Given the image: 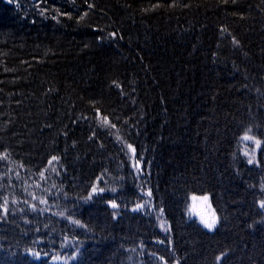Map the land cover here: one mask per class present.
Returning a JSON list of instances; mask_svg holds the SVG:
<instances>
[{
    "label": "trees",
    "instance_id": "16d2710c",
    "mask_svg": "<svg viewBox=\"0 0 264 264\" xmlns=\"http://www.w3.org/2000/svg\"><path fill=\"white\" fill-rule=\"evenodd\" d=\"M5 201L0 264H264V0H0Z\"/></svg>",
    "mask_w": 264,
    "mask_h": 264
},
{
    "label": "rangeland",
    "instance_id": "374dc122",
    "mask_svg": "<svg viewBox=\"0 0 264 264\" xmlns=\"http://www.w3.org/2000/svg\"><path fill=\"white\" fill-rule=\"evenodd\" d=\"M243 147H244V152L248 155L253 157L258 148L259 145H257L255 143V140H247V141H243ZM207 196L208 199L207 201H205L203 199V197ZM205 196H200V195H193L191 196V200H190V204H189V216L191 218L196 219L200 224L201 223V215L205 216V217H211V215L214 213L215 217H216V224L218 223V216L214 210V207L211 203L210 200V196L209 195H205ZM193 197H196V199H193ZM264 209V208H263ZM215 224V226H216ZM203 225V224H202ZM204 226V225H203ZM206 228V227H205ZM28 254L33 255L32 252H29ZM35 255V259L39 260L41 258H45V256L42 255ZM49 264H69L68 262H66L65 260H63L62 258L59 257H51L48 260Z\"/></svg>",
    "mask_w": 264,
    "mask_h": 264
},
{
    "label": "snow or ice",
    "instance_id": "6c2138e0",
    "mask_svg": "<svg viewBox=\"0 0 264 264\" xmlns=\"http://www.w3.org/2000/svg\"><path fill=\"white\" fill-rule=\"evenodd\" d=\"M237 43H238V42H237ZM103 122H104L105 125H109V124H110V122L108 121L107 117H104V118H103ZM110 126H111L112 128H115V127H116L115 124H110ZM250 132H251V129L249 128V129L245 132V134H244V136L242 137V139L245 140V141L255 139L254 137L248 135V133H250ZM255 143H256L257 145H259V144H260V141H259V140H255ZM128 147L131 148L132 146H131V145H128ZM133 151H134V149H133ZM57 159H58V158L55 157V156L52 158V160H57ZM252 162H253V161H252L251 159H249L248 163L251 164ZM51 163H52V161H49V164H51ZM43 176H44V174L41 173V177H42V178H43ZM95 191H96V188L94 187V188H93V192H95ZM100 191L102 192L103 189H100ZM148 194L151 195L150 192H149ZM193 199H196V197H193ZM203 199H204L205 201H207L208 197L205 196V197H203ZM41 203H45V201H41ZM6 205H7V201H5L4 205H0V209H2V211H3V213H4L5 215H6L7 212H8V208H7ZM111 206H112L113 208L118 207V205L115 204V203H112ZM260 206H261L262 208H264V202H261ZM142 207H143V205H137V208H142ZM33 208H34V210H35V206H33ZM200 219H201V223H202V224L204 225V227H206L207 229L212 230V229L215 227V224H216V217H215V214H214V213L211 215V217H205V216L201 215V218H200ZM74 223H79V221H74ZM36 255L38 256L39 253H36ZM161 259H163V258L161 257ZM217 259L219 260L220 258L218 257Z\"/></svg>",
    "mask_w": 264,
    "mask_h": 264
}]
</instances>
